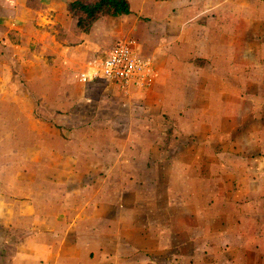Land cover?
<instances>
[{"label": "crops", "instance_id": "0c3cea01", "mask_svg": "<svg viewBox=\"0 0 264 264\" xmlns=\"http://www.w3.org/2000/svg\"><path fill=\"white\" fill-rule=\"evenodd\" d=\"M72 1L0 0L1 67L16 70L19 66L26 79L29 69L37 65L39 70L64 67L69 74V68L78 65L83 72L107 56L117 41L134 38L138 53L152 61L154 72L149 86L135 88L132 95L180 102L188 118L202 119L209 135L205 142L196 140L198 150L250 149L241 139L235 141L234 133L242 105L249 112L244 116L264 118V0H129L131 14L101 18L87 34L68 14L67 3ZM44 53L56 56L51 67ZM39 74L35 81L57 87L56 92L61 84L78 88L71 81L65 80L66 84L59 77ZM106 82L80 84L98 90L102 85L110 87ZM173 90L183 97L174 92L165 95ZM193 102L203 108L193 109ZM184 120L186 136L199 134L188 122L197 126L200 121ZM219 120L226 123L225 129ZM243 132L244 140L255 137L252 146L264 149V129L244 128ZM0 134L7 135L0 137V264H117L118 257L107 252L108 239L115 234L108 231L105 206L93 205L91 192L58 187L60 149L44 136V125H7ZM14 134L20 135L17 141ZM24 134L31 138L22 139ZM13 150L24 153L13 160L7 152ZM238 212L243 222V210ZM250 216L241 228L246 230L247 245L254 244L257 253L244 249L227 255L232 264H264V215L261 212L260 220L252 224ZM113 226L117 229L118 224Z\"/></svg>", "mask_w": 264, "mask_h": 264}, {"label": "rangeland", "instance_id": "374dc122", "mask_svg": "<svg viewBox=\"0 0 264 264\" xmlns=\"http://www.w3.org/2000/svg\"><path fill=\"white\" fill-rule=\"evenodd\" d=\"M33 55L34 47L29 53ZM43 56L51 67L56 56ZM35 67L38 71L32 67L26 79L19 66L8 70L0 63V132L7 125H44V136L60 149L58 187L69 190L70 186L86 195L91 192L93 205L105 206L108 231L115 234L108 239L107 252L118 257L117 264H232L227 255L241 254L244 249L257 253L254 244L247 245L241 225L248 213L250 224L260 220L261 212L264 215L260 177H264V167L259 161L264 163V149L252 146L255 137L244 140L243 131L263 130L264 118L244 116L248 107H240L234 139H241L250 149L198 150L196 140L205 142L209 134L202 119L186 116L180 102L140 98L132 95L134 89H120L121 93L110 82H106L110 87L90 89L77 80L84 69L78 65L69 68L72 74L64 67L59 71ZM38 72L43 77H59L66 84L65 80L71 81L78 88L61 84L56 92L57 87L35 81ZM170 92L183 97L176 90L165 95ZM192 106L203 108L196 102ZM184 119L200 121L197 126L188 122L199 134L186 136ZM225 127L220 121V128ZM19 136L14 134L13 141ZM25 138L31 134H24ZM7 152L13 160L24 153ZM251 176L257 179H247ZM242 190L249 192L242 195ZM237 210H243V222ZM227 218H231L229 224ZM113 224H118L117 229Z\"/></svg>", "mask_w": 264, "mask_h": 264}, {"label": "built area", "instance_id": "2783aa9c", "mask_svg": "<svg viewBox=\"0 0 264 264\" xmlns=\"http://www.w3.org/2000/svg\"><path fill=\"white\" fill-rule=\"evenodd\" d=\"M137 40L127 38L117 41L105 57L95 60L80 73L79 82L108 81L122 91L148 87L152 81V61L138 53Z\"/></svg>", "mask_w": 264, "mask_h": 264}, {"label": "trees", "instance_id": "16d2710c", "mask_svg": "<svg viewBox=\"0 0 264 264\" xmlns=\"http://www.w3.org/2000/svg\"><path fill=\"white\" fill-rule=\"evenodd\" d=\"M67 11L76 20L81 32L86 34L101 18L132 13L129 0H74L67 3Z\"/></svg>", "mask_w": 264, "mask_h": 264}]
</instances>
